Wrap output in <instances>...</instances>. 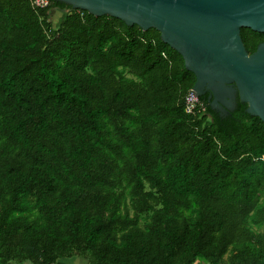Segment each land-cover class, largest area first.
<instances>
[{
	"label": "trees",
	"instance_id": "obj_1",
	"mask_svg": "<svg viewBox=\"0 0 264 264\" xmlns=\"http://www.w3.org/2000/svg\"><path fill=\"white\" fill-rule=\"evenodd\" d=\"M193 82L154 28L0 0V264H264V124Z\"/></svg>",
	"mask_w": 264,
	"mask_h": 264
},
{
	"label": "water",
	"instance_id": "obj_2",
	"mask_svg": "<svg viewBox=\"0 0 264 264\" xmlns=\"http://www.w3.org/2000/svg\"><path fill=\"white\" fill-rule=\"evenodd\" d=\"M92 15H109L159 39L194 75L190 87L223 130L239 128L230 112L240 102L264 124V41L247 53L241 27L264 32V0H52Z\"/></svg>",
	"mask_w": 264,
	"mask_h": 264
},
{
	"label": "built area",
	"instance_id": "obj_3",
	"mask_svg": "<svg viewBox=\"0 0 264 264\" xmlns=\"http://www.w3.org/2000/svg\"><path fill=\"white\" fill-rule=\"evenodd\" d=\"M31 4L36 7H45L48 4V0H31ZM198 102V97L191 91H187L185 97H184V110L186 112L192 111V109L195 107V105ZM50 264H64L59 262H54Z\"/></svg>",
	"mask_w": 264,
	"mask_h": 264
},
{
	"label": "crops",
	"instance_id": "obj_4",
	"mask_svg": "<svg viewBox=\"0 0 264 264\" xmlns=\"http://www.w3.org/2000/svg\"><path fill=\"white\" fill-rule=\"evenodd\" d=\"M68 264H87L84 259L81 258H71L68 260Z\"/></svg>",
	"mask_w": 264,
	"mask_h": 264
},
{
	"label": "rangeland",
	"instance_id": "obj_5",
	"mask_svg": "<svg viewBox=\"0 0 264 264\" xmlns=\"http://www.w3.org/2000/svg\"><path fill=\"white\" fill-rule=\"evenodd\" d=\"M60 14H61V12H60ZM60 14H59V12H58L57 17H56V16L53 17V19H52V22H53V23H55V22L58 20ZM55 17H56V19H55Z\"/></svg>",
	"mask_w": 264,
	"mask_h": 264
}]
</instances>
